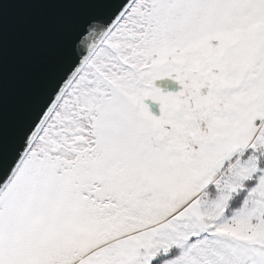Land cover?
Instances as JSON below:
<instances>
[{
	"label": "snow or ice",
	"instance_id": "snow-or-ice-1",
	"mask_svg": "<svg viewBox=\"0 0 264 264\" xmlns=\"http://www.w3.org/2000/svg\"><path fill=\"white\" fill-rule=\"evenodd\" d=\"M21 13L53 21L51 76L0 264H264V0H3L0 38Z\"/></svg>",
	"mask_w": 264,
	"mask_h": 264
},
{
	"label": "water",
	"instance_id": "water-1",
	"mask_svg": "<svg viewBox=\"0 0 264 264\" xmlns=\"http://www.w3.org/2000/svg\"><path fill=\"white\" fill-rule=\"evenodd\" d=\"M52 29L53 21L45 16L21 13L5 18L0 38V169L6 158H14L19 129L51 76Z\"/></svg>",
	"mask_w": 264,
	"mask_h": 264
}]
</instances>
